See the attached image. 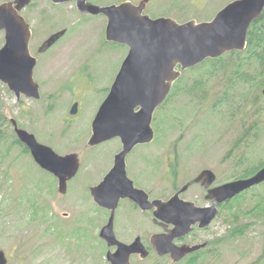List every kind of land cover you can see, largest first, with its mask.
Returning a JSON list of instances; mask_svg holds the SVG:
<instances>
[{
  "label": "rangeland",
  "instance_id": "rangeland-1",
  "mask_svg": "<svg viewBox=\"0 0 264 264\" xmlns=\"http://www.w3.org/2000/svg\"><path fill=\"white\" fill-rule=\"evenodd\" d=\"M90 1L106 5L125 0ZM231 1L150 0L145 12L156 17L171 16L179 22L208 21ZM23 12L33 27L31 50L38 57L34 77L40 84L41 97H17L0 81V116L9 121L0 119V128L15 133V118L20 127L59 154L78 152L80 168L67 192L61 193L58 178L41 168L31 153L22 152L10 140L0 144V249L6 252L9 264H111L106 256L110 247L100 237L110 213L94 202L90 187L113 166L122 142L115 138L94 146L87 143L92 121L129 48L110 43L106 39L107 17L81 12L75 0L60 4L34 0ZM64 28L66 34L46 54L39 55L37 47L42 39ZM2 44L0 33V47ZM184 71V82L188 83L200 72ZM209 86L213 90L211 100L204 103L186 93H174L154 113V140L136 145L127 156L129 176L151 198L168 199L205 168L217 174L215 184L233 180L245 167L235 165L242 155L247 156L249 166L264 159V131L231 151L244 121L248 124L256 120L264 97L261 105L238 99L237 105L243 108L237 117H231L229 104L218 105L216 110L210 106L224 89L221 78H212ZM243 88L236 91L240 93ZM254 94L252 87L249 97ZM75 102H79L78 111L71 114ZM172 165L177 169L174 178ZM258 192L264 195V186L248 190L235 206L240 207L241 222L247 227L244 234L231 235L234 225L225 219L226 210L207 228L196 229L187 237L190 244L208 242L194 262L176 261L153 250L145 259L134 257L133 264H264V216L252 221L246 215ZM205 196L204 187L198 183L182 194L201 206L210 203ZM159 230L150 212L129 200L121 201L115 218L119 239L129 242L141 235L143 242L151 246V236Z\"/></svg>",
  "mask_w": 264,
  "mask_h": 264
},
{
  "label": "water",
  "instance_id": "water-1",
  "mask_svg": "<svg viewBox=\"0 0 264 264\" xmlns=\"http://www.w3.org/2000/svg\"><path fill=\"white\" fill-rule=\"evenodd\" d=\"M32 1L13 0L0 4V30L6 31V42L0 48V81L7 84L17 97L24 94L38 99L41 97L40 85L34 79L37 59L29 48L31 28L21 14ZM52 1L64 3L71 0ZM149 1L135 3L125 0L100 5L89 0H76L81 12L107 17L108 41L129 47L110 91L92 121V135L88 141L90 146L115 138L122 142L113 167L100 183L90 187L95 202L111 211L108 222L100 231V237L110 248L117 247L107 252L111 264H132V254L140 253L143 258L150 254L140 236L131 243L116 236L115 213L121 199H130L143 210H153L154 221L167 227L165 232L151 236L153 248L158 254H171L179 261L208 243L178 245L175 238L191 233L195 225L208 227L219 214V204L264 182V166L249 177L217 185H214L217 174L211 168H205L165 200L150 199L149 192L137 187L128 176L127 155L136 145L154 140V113L167 99L182 72L208 58L232 50H244L249 27L264 11V0H233L211 20L179 22L171 16L151 17L145 12ZM66 32L64 28L51 33L42 42L39 52L50 49ZM262 92L264 94V85ZM78 105V102L73 104L71 114L78 111ZM12 123L18 139L29 149L36 163L54 174L59 180V191L66 193L68 181L80 168L79 153L59 154L51 146L41 143L34 133L20 127L15 118ZM196 183L205 188V198L210 204L200 206L181 197ZM169 225L173 228L168 229ZM0 264H9L3 249H0Z\"/></svg>",
  "mask_w": 264,
  "mask_h": 264
},
{
  "label": "trees",
  "instance_id": "trees-1",
  "mask_svg": "<svg viewBox=\"0 0 264 264\" xmlns=\"http://www.w3.org/2000/svg\"><path fill=\"white\" fill-rule=\"evenodd\" d=\"M110 43L119 46V44L113 42ZM186 70H200V72L196 75V78L194 77L191 83H188L184 82L186 71H183L181 77L174 83L173 89L165 102H168L170 97L178 92L186 93L191 96L193 100L199 101V103H204L208 100L210 101L213 92L212 87L209 86L210 80L214 77H220L221 82L224 84V89L219 95L215 94L218 97L215 96L216 98L212 99L210 106L213 110H216V106L218 105L229 104L231 117H237L243 108L242 104L237 105L238 99L242 101L244 100L245 103L251 102L252 105H261L262 97H264V94L262 93V87L264 85V11L249 27L247 46L244 50H232L219 57L208 58ZM243 86V90L238 93L236 90ZM252 87L254 88L255 94L249 97ZM234 112H236L235 115H233ZM257 113L258 116L256 120H253L248 124L244 121L243 131L236 139L231 151L242 148L247 141L251 139L255 140L261 132L264 131V105L258 106ZM0 119L7 121L5 116H0ZM259 120H261L260 124ZM6 123L9 124V121ZM252 131H254V133H252ZM11 138H13V140H11ZM9 140L10 144L20 146L22 152L30 153L29 149L17 138L14 131L9 133L0 128V144L4 141L8 142ZM246 157L247 156L242 155L235 163L238 167L241 165L245 166L237 178L249 177L264 166V159L255 165L249 166L250 163ZM171 172L172 178H174L177 169L176 167H173V165ZM260 185L264 186V182ZM258 186L253 187L252 190L256 189ZM174 187L175 189L178 188L177 185ZM245 193H247V191L221 205L220 214L228 210V217H225V219L228 220L231 226L234 225L231 235L244 234L247 229L246 224H242L240 219V207L239 209L235 208L236 204H239V201L241 202ZM235 201H237V203H235ZM246 215H250L252 221L264 216L263 194L258 192L254 195L253 203L250 204V209L246 211ZM203 250H205V248L197 251L196 254L189 257L187 262H194L197 255Z\"/></svg>",
  "mask_w": 264,
  "mask_h": 264
},
{
  "label": "flooded vegetation",
  "instance_id": "flooded-vegetation-1",
  "mask_svg": "<svg viewBox=\"0 0 264 264\" xmlns=\"http://www.w3.org/2000/svg\"><path fill=\"white\" fill-rule=\"evenodd\" d=\"M5 1H13V0H4V1H2V2H5ZM34 1V0H33ZM33 1L29 4V5H27L26 7H24L23 9H22V11H21V14L24 16V18L26 19V21L30 24V28H31V39H30V43H29V48H30V52H31V54L37 59V62H36V65H37V63H38V57L35 55V54H33V52H32V50H31V41H32V39H33V27H32V25H31V23L28 21V19L26 18V16H25V14H24V10H26L29 6H31L32 4H33ZM57 4H60V3H57ZM0 33L2 34V36H3V44H2V46L1 47H3L4 46V44H5V42H6V31L3 29V30H0ZM44 41V39H42V42ZM41 44L42 43H40V45H38V47H37V52L39 53V55H44V54H46L49 50H47V51H45V52H39V47L41 46ZM0 47V48H1ZM36 65H35V67H36ZM35 67H34V70H35ZM34 75H35V72H34ZM117 154V153H116ZM129 155V154H128ZM127 155V156H128ZM114 162H115V157H114ZM114 162H113V165H114ZM126 163H127V158H126ZM113 167V166H112ZM111 167V168H112ZM128 176H129V174H128ZM130 177V176H129ZM131 178V177H130ZM73 179V178H72ZM72 179H70L69 181H68V184H69V182L72 180ZM134 183H135V181H134ZM136 185V184H135ZM137 186V185H136ZM141 188V187H140ZM179 189L180 188H178L177 190H176V192L177 191H179ZM205 189V188H204ZM206 191V190H205ZM175 192V193H176ZM91 193V192H90ZM174 193V194H175ZM207 193V192H206ZM183 194V193H182ZM182 194H181V197H182ZM149 195H150V199H151V194L149 193ZM171 197V196H170ZM169 197V198H170ZM93 198V197H92ZM152 199H155V198H152ZM122 200H129L130 202H132L135 206H137V207H140V206H138L137 204H135V202H133L132 200H130V199H127V198H125V199H121V201ZM166 200V199H165ZM121 201H120V203H121ZM95 202V201H94ZM120 203H119V205H120ZM211 203V202H210ZM210 203H208V204H210ZM208 204H206V205H208ZM224 204V202L223 203H221V204H219V206H218V208H219V211H220V209H221V205H223ZM201 206V205H200ZM203 206H205V205H203ZM119 208V206L117 207V209ZM117 209H116V211H117ZM107 210V209H106ZM142 211H144V212H150L152 215H153V210H143V209H141ZM109 211V213L111 212L110 210H108ZM115 218H116V213H115ZM153 221H154V218H153ZM154 223L156 224V225H158L159 227H160V230L159 231H157V232H155V233H160V232H165L166 230H167V227H165V226H162V225H160L159 223H157V222H155L154 221ZM170 228H173V225H169L168 226V229H170ZM102 229V228H101ZM196 229H205V228H199V226L198 225H195V227H194V230L190 233V234H187L186 236H182V237H177V238H175V240H174V242L176 243V244H178V245H182V244H190V243H188L187 241H186V239H187V237H189V236H192V235H194V233H195V231H196ZM114 231H115V222H114ZM116 233V232H115ZM154 233V234H155ZM116 236H117V234H116ZM137 236H140L141 237V235H137ZM118 237V236H117ZM119 239V238H118ZM141 239H142V237H141ZM119 240H121V239H119ZM121 241H123V240H121ZM134 240H132V241H129V242H126V243H131V242H133ZM125 242V241H124ZM145 244V243H144ZM145 246L147 247V248H149L150 249V253H151V248H150V246L149 245H146L145 244ZM116 246H114V247H112L111 248V250H116ZM156 252V251H155ZM6 253V252H5ZM157 253V252H156ZM158 254V253H157ZM194 254H196L195 252H193V253H188L184 258H183V260H186V259H188L189 257H191V256H193ZM166 255H168V256H170L171 258H172V256H171V254H165V255H160V256H166ZM7 256V255H6ZM134 257H140L141 259H145V258H143L142 256H141V254L140 253H134V254H132L131 255V263L133 264V258ZM7 260H8V258H7Z\"/></svg>",
  "mask_w": 264,
  "mask_h": 264
},
{
  "label": "bare ground",
  "instance_id": "bare-ground-1",
  "mask_svg": "<svg viewBox=\"0 0 264 264\" xmlns=\"http://www.w3.org/2000/svg\"><path fill=\"white\" fill-rule=\"evenodd\" d=\"M263 31V30H262Z\"/></svg>",
  "mask_w": 264,
  "mask_h": 264
}]
</instances>
